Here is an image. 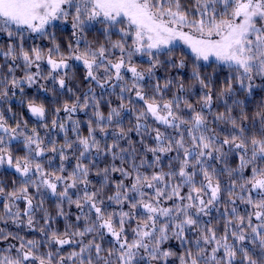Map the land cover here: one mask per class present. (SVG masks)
Returning a JSON list of instances; mask_svg holds the SVG:
<instances>
[{
    "label": "snow or ice",
    "instance_id": "6c2138e0",
    "mask_svg": "<svg viewBox=\"0 0 264 264\" xmlns=\"http://www.w3.org/2000/svg\"><path fill=\"white\" fill-rule=\"evenodd\" d=\"M0 264H264V0H0Z\"/></svg>",
    "mask_w": 264,
    "mask_h": 264
},
{
    "label": "trees",
    "instance_id": "16d2710c",
    "mask_svg": "<svg viewBox=\"0 0 264 264\" xmlns=\"http://www.w3.org/2000/svg\"><path fill=\"white\" fill-rule=\"evenodd\" d=\"M46 206H50V205L46 204ZM28 235L30 236L31 234H28Z\"/></svg>",
    "mask_w": 264,
    "mask_h": 264
}]
</instances>
